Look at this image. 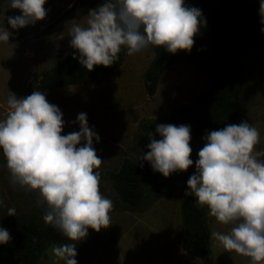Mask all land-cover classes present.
Wrapping results in <instances>:
<instances>
[{"label":"clouds","instance_id":"obj_1","mask_svg":"<svg viewBox=\"0 0 264 264\" xmlns=\"http://www.w3.org/2000/svg\"><path fill=\"white\" fill-rule=\"evenodd\" d=\"M45 0H7L0 16V42L8 43L4 12L18 9L19 15L7 17L15 30L43 19ZM260 33L264 35V0H259ZM84 26L73 24L69 46L80 66L91 71L94 66H110L121 47L126 55L163 47L170 54L189 51L193 37L205 23L201 10L186 6L184 0H102L85 16ZM6 112L0 118V155L9 182L25 190L36 191L37 203L45 205L42 216L70 243L53 245L52 256L63 264H76V242L90 228L99 231L109 225L110 198L98 189L102 160L93 141L98 134L80 112L73 123L79 130L61 135L62 113L45 99V93L33 90L26 97L7 92ZM152 139L138 161H147L153 172L163 177L181 172L193 164L190 126L158 124ZM197 152L195 171L186 180L185 195L206 206L207 215L224 225L227 233L213 231L219 246L249 258V264L264 261V148L256 149L259 132L247 121L225 124L207 131ZM81 141L83 143H81ZM7 216H15L14 207ZM11 239L0 227V245Z\"/></svg>","mask_w":264,"mask_h":264},{"label":"rangeland","instance_id":"obj_2","mask_svg":"<svg viewBox=\"0 0 264 264\" xmlns=\"http://www.w3.org/2000/svg\"><path fill=\"white\" fill-rule=\"evenodd\" d=\"M210 1L215 11L221 14L228 5L247 0ZM75 3L76 0H45V17L15 30L7 25L6 20L9 16L19 15V10H5V27L13 34L8 43L0 42V118L6 112L7 92L17 97L31 94L44 72L71 48L68 44L71 26H84L88 11L100 4L97 0ZM184 4L198 8V0H184ZM6 7L7 0H0V16ZM48 25L50 28L42 32ZM125 53L120 66L101 83L40 89L45 93V99L62 113L61 135L78 131V124L73 121L78 113L84 112L87 125L99 136V141L94 140L92 146L102 160L98 189L112 201L109 225L99 231L89 228L86 237L76 242L75 250L94 253L96 264H203L181 247L185 229L181 203L186 196V180L195 171L197 152L204 144L202 137L206 133L189 140V159L193 164L184 171L170 173L166 178L155 172V179L147 186L138 206L121 202L108 173L115 171L124 157L142 163L153 172L147 161H138L147 151L145 146L149 142L148 133L139 129V122L169 124L172 108L193 101L199 91L214 82V77L203 63L177 61L160 73L155 93L149 96L145 92L143 72L153 58L154 50L149 47L132 55ZM239 64L244 85L237 101L236 124L247 121L256 127L259 143L254 148H264V81L249 47L242 50ZM38 199L36 191L10 184L4 158L0 155V218H26L47 225L42 219L45 205L38 204ZM9 207L15 208V216L6 215ZM208 217L211 263L249 264L248 257L222 248L211 236L213 231L227 233L231 225ZM53 245H48L37 264H62L61 260L54 261ZM0 264L9 263L0 260Z\"/></svg>","mask_w":264,"mask_h":264},{"label":"trees","instance_id":"obj_3","mask_svg":"<svg viewBox=\"0 0 264 264\" xmlns=\"http://www.w3.org/2000/svg\"><path fill=\"white\" fill-rule=\"evenodd\" d=\"M85 1L76 0L75 4ZM258 6L259 0H247L228 5L220 14L215 11L210 0H198V9L205 23L194 35V43L189 51L177 50L170 54L163 47L150 46L155 54L143 72V84L149 96L155 93L160 73L177 61L203 63L214 77V82L199 91L193 101L176 105L169 114V124L190 126V140L207 131L223 128L225 124H236L237 101L244 85L239 64L244 48H250L264 81V35L259 30ZM49 26L44 27L42 32L48 30ZM125 50L122 46L117 59L110 66H94L91 71H87L73 58L75 50L70 48L59 62L44 72L34 89L101 83L120 66ZM155 128L156 125L148 121L139 122L141 131L152 133V138L157 139L159 136ZM94 171H98L101 176L99 167ZM108 176L121 202L135 207L142 202L146 188L154 181L156 173L142 163L124 157L119 167L110 171ZM181 217L185 226L182 249L203 264H212L206 206L197 205L195 198L187 195L181 203ZM0 227L6 228L11 237L8 243L0 245V260L9 264H37L49 244L68 243L50 224L43 225L31 219L0 218ZM74 259L76 264H96L94 253L85 249L76 250Z\"/></svg>","mask_w":264,"mask_h":264}]
</instances>
